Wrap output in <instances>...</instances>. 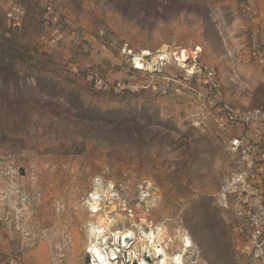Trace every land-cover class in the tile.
I'll return each instance as SVG.
<instances>
[{
    "label": "rangeland",
    "instance_id": "obj_1",
    "mask_svg": "<svg viewBox=\"0 0 264 264\" xmlns=\"http://www.w3.org/2000/svg\"><path fill=\"white\" fill-rule=\"evenodd\" d=\"M254 26L244 0H0L11 242L44 245L50 264H87L98 216L99 246L129 229L139 247L174 254L187 235L186 264H239L231 210L248 165L228 112L264 108Z\"/></svg>",
    "mask_w": 264,
    "mask_h": 264
},
{
    "label": "crops",
    "instance_id": "obj_2",
    "mask_svg": "<svg viewBox=\"0 0 264 264\" xmlns=\"http://www.w3.org/2000/svg\"><path fill=\"white\" fill-rule=\"evenodd\" d=\"M244 2L250 21L260 30L259 41L264 53V0H244ZM54 33L56 34L55 38L65 37L66 44L70 45L71 41H73L72 36H68V34L65 35L63 33V35H60V31L57 30ZM63 52H66V50L64 49ZM97 61L101 62L102 60L99 59ZM106 64L105 66L107 67ZM111 72L107 76L122 78L126 70L122 68L119 72L115 73L112 70ZM232 123L235 124L236 135L245 136L252 144L250 156L245 157L248 165L245 180L252 187L258 188L264 195V121L250 123L232 121ZM231 211L233 213V224L230 225V232L235 239V250L240 254L239 264H264L261 260L251 257L253 240L249 237L248 228L243 222L241 208L237 205ZM50 258L49 249L45 248L44 245L22 248L11 242L8 228L0 216V264H50Z\"/></svg>",
    "mask_w": 264,
    "mask_h": 264
},
{
    "label": "built area",
    "instance_id": "obj_3",
    "mask_svg": "<svg viewBox=\"0 0 264 264\" xmlns=\"http://www.w3.org/2000/svg\"><path fill=\"white\" fill-rule=\"evenodd\" d=\"M251 35H252L253 47H254L253 55H255L257 62L264 65V53L263 50L261 49V45L259 41V36H260L259 28L254 26ZM133 67L135 69H141L135 64ZM89 81L93 82L94 85L99 87H102V85L106 84L105 81L96 79L94 77H89ZM228 114L233 122L250 123V122L264 121V108H249V109L234 108V109H230ZM233 144L236 147H238L240 153L243 156L245 157L250 156L252 144L245 136H238L234 138ZM245 174L235 179V183L241 186L239 190H237L239 192H238V197L236 198V202H237L236 204L242 210L241 214L248 228L249 237L253 240L251 257L257 258L264 263V195L258 188L252 187L251 184L246 182ZM222 190L224 192L227 191V189L224 187ZM105 233H106L105 234L106 241L100 247L103 252L115 247L114 239L113 241L110 242V246L108 245L109 237L107 235L109 234L106 231ZM110 234L113 236L112 233ZM164 248L165 251L167 252L166 247ZM86 251L89 256L87 264H95L93 260L94 258H93L92 250H90L87 247ZM124 251H126V255L123 254ZM180 251H182V248ZM123 252H121V250H117L118 258L114 260L115 264H140V260H145L146 264H150L151 262H155L156 259V258H152V256L147 254L146 252L139 253V257H133V259L132 258L129 259L128 251L123 250ZM160 260L159 263L157 264H160Z\"/></svg>",
    "mask_w": 264,
    "mask_h": 264
},
{
    "label": "bare ground",
    "instance_id": "obj_4",
    "mask_svg": "<svg viewBox=\"0 0 264 264\" xmlns=\"http://www.w3.org/2000/svg\"><path fill=\"white\" fill-rule=\"evenodd\" d=\"M187 52L186 50H182V54L180 55L179 59H183V53ZM164 57V56H163ZM184 60V59H183ZM158 62V61H157ZM156 64V62H154ZM100 217L97 216V221L95 222H90L87 226V231L88 234L90 235L89 237V242H88V248L92 250L93 252V260L95 264H115L114 260L117 257V250H127L129 253V259L133 257H139V253H147L152 256V258H156L155 262H151L150 264H186L183 260V252H177L174 254H168L165 251V248L158 243L157 245H154L151 247V245H145L142 247H139V242H134L133 240L135 239V234L133 231L127 229L124 231L117 230L113 234L114 242H115V247L110 249V253L108 251L103 252L102 249L100 248L101 246L98 245V238L102 237V228L99 226L98 219ZM160 233V229H157L156 232L153 231V233H150V236L148 238H155L156 235ZM143 236H145L144 233H142ZM146 237V236H145ZM155 240V239H154ZM183 247L182 250L185 251L188 247L191 246V239L189 236L184 235L183 238ZM131 243V244H130ZM121 247V248H119ZM116 254V255H115ZM112 257V258H111ZM140 264H146L145 260H140Z\"/></svg>",
    "mask_w": 264,
    "mask_h": 264
}]
</instances>
